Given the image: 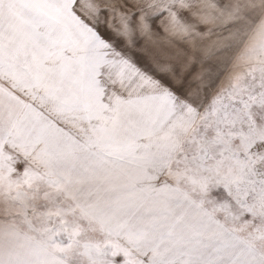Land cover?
Returning a JSON list of instances; mask_svg holds the SVG:
<instances>
[{
    "label": "snow or ice",
    "instance_id": "6c2138e0",
    "mask_svg": "<svg viewBox=\"0 0 264 264\" xmlns=\"http://www.w3.org/2000/svg\"><path fill=\"white\" fill-rule=\"evenodd\" d=\"M0 264H264V0H0Z\"/></svg>",
    "mask_w": 264,
    "mask_h": 264
}]
</instances>
